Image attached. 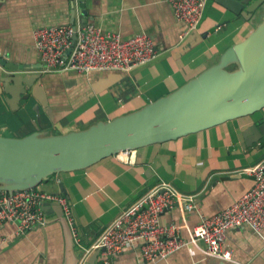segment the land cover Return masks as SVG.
I'll list each match as a JSON object with an SVG mask.
<instances>
[{
    "label": "crops",
    "instance_id": "1",
    "mask_svg": "<svg viewBox=\"0 0 264 264\" xmlns=\"http://www.w3.org/2000/svg\"><path fill=\"white\" fill-rule=\"evenodd\" d=\"M0 0V56L13 64L28 65L23 72L42 76L50 102V112L37 101L20 102L19 110L0 103V135L22 137L42 131L65 134L84 130L100 121L139 110L169 95L204 70L216 64L231 46L247 37L255 24L209 0L197 30L190 31L175 17L170 0ZM264 13L261 14V17ZM94 24L118 32L125 39L139 34L150 36L158 49L151 63L133 67L129 72L49 71L35 47V30L46 26ZM85 20V21H84ZM206 37L203 38V36ZM190 42L192 46L186 48ZM112 76L110 83L95 92L93 84ZM68 80H75L67 86ZM2 99L5 94L0 95ZM32 107L30 108V106ZM30 115L21 124L16 113ZM264 118V110L228 121L210 129L176 140L138 149L134 156L122 154L101 160L87 169L56 174L38 188L59 194L61 185L73 204V232L77 246H89L103 229L127 210L143 194L162 180L179 190L194 194L205 215L225 210L254 185L245 169L264 161V141L246 145L243 132ZM131 157L133 162H129ZM123 158V159H124ZM63 194V193H62ZM59 207L50 206L46 216L51 223L26 235L11 238L14 224L0 229V264H64L63 225ZM179 208L162 215L161 223L181 227L179 235L189 238ZM189 226L198 224V214L187 215ZM227 246L234 261L205 255L189 245L168 259L147 261L140 246L111 258L113 264H264V231L251 226L231 230ZM201 247H205L203 242ZM94 254V253H93ZM92 254V255H93ZM91 255V256H92ZM101 253L96 264L103 263ZM79 264V263H78Z\"/></svg>",
    "mask_w": 264,
    "mask_h": 264
},
{
    "label": "water",
    "instance_id": "2",
    "mask_svg": "<svg viewBox=\"0 0 264 264\" xmlns=\"http://www.w3.org/2000/svg\"><path fill=\"white\" fill-rule=\"evenodd\" d=\"M217 2L254 23L253 31L229 47L216 64L139 110L65 134L36 131L24 137L0 135V191L37 188L56 174L87 169L123 152L176 140L263 111L264 16L260 21L258 18L264 13V0ZM80 7L87 14L85 0H81ZM72 23L77 31L75 20ZM76 38L75 32L72 45ZM192 43L189 41L185 47ZM28 68L0 56V95L5 94L3 100L13 111L19 110L22 100L34 98V110L40 120L42 106L51 111L49 96L42 76L24 73ZM111 79L112 76L93 84L95 92H100ZM74 83L75 80H68L67 86ZM243 135L246 145L264 141V118L249 126ZM61 193H67L63 185ZM43 205L45 211L53 205L59 207L58 220L63 225L65 240L64 264H78L83 250L77 246L63 207L57 202L45 201ZM46 222L48 225L51 220L47 218ZM103 251H95L85 264H96Z\"/></svg>",
    "mask_w": 264,
    "mask_h": 264
},
{
    "label": "built area",
    "instance_id": "3",
    "mask_svg": "<svg viewBox=\"0 0 264 264\" xmlns=\"http://www.w3.org/2000/svg\"><path fill=\"white\" fill-rule=\"evenodd\" d=\"M209 0H170L178 21L190 31L197 30ZM77 33L75 44L73 36ZM35 47L49 71H77L90 75L95 71L129 72L133 67L151 63L158 56L154 40L139 34L125 39L118 32L87 24L74 30L71 25L46 26L35 30ZM70 53H68V51ZM136 150L117 155L134 156ZM129 157L128 161L133 162ZM254 177V185L241 198L225 210L205 215L196 204L194 194L179 190L171 182L162 180L137 199L127 210L106 226L89 246H79L83 254L79 264H85L97 250H102L103 263L113 264L123 252L140 246L147 261L168 259L181 249L194 245L205 255L234 261L233 250L227 246L228 233L244 225L256 232L264 231V161L244 170ZM57 202L73 228V204L62 193L54 194L41 188L0 191V229L14 224L11 238L47 226L43 202ZM175 208L183 213V225L189 228V238L179 235V225H163L162 215ZM198 214L200 220L190 227L187 215ZM203 242L205 247H201ZM76 243L80 240L76 238Z\"/></svg>",
    "mask_w": 264,
    "mask_h": 264
},
{
    "label": "trees",
    "instance_id": "4",
    "mask_svg": "<svg viewBox=\"0 0 264 264\" xmlns=\"http://www.w3.org/2000/svg\"><path fill=\"white\" fill-rule=\"evenodd\" d=\"M3 102L2 96H0V103ZM4 103V102H3ZM32 107V105L30 106V108ZM18 117V120L20 121L21 124H26L27 122H29V119L31 118L30 115L27 113L21 114V113H16V115ZM31 134V133H29ZM29 134H24L22 135V137L29 135Z\"/></svg>",
    "mask_w": 264,
    "mask_h": 264
},
{
    "label": "flooded vegetation",
    "instance_id": "5",
    "mask_svg": "<svg viewBox=\"0 0 264 264\" xmlns=\"http://www.w3.org/2000/svg\"><path fill=\"white\" fill-rule=\"evenodd\" d=\"M263 14V13H262ZM261 16V15H260Z\"/></svg>",
    "mask_w": 264,
    "mask_h": 264
},
{
    "label": "bare ground",
    "instance_id": "6",
    "mask_svg": "<svg viewBox=\"0 0 264 264\" xmlns=\"http://www.w3.org/2000/svg\"><path fill=\"white\" fill-rule=\"evenodd\" d=\"M125 159V158H124Z\"/></svg>",
    "mask_w": 264,
    "mask_h": 264
}]
</instances>
